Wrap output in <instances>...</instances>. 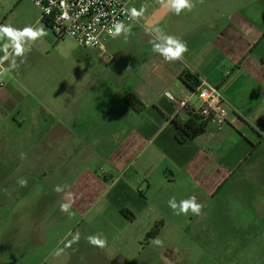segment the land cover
Instances as JSON below:
<instances>
[{
	"label": "crops",
	"instance_id": "crops-1",
	"mask_svg": "<svg viewBox=\"0 0 264 264\" xmlns=\"http://www.w3.org/2000/svg\"><path fill=\"white\" fill-rule=\"evenodd\" d=\"M132 2L137 7L147 0ZM167 2L151 6L142 25L130 24L127 39L122 33L109 40L105 57L61 39L57 44L71 49L61 58L64 64L44 61L43 81L35 61L32 69L26 64L29 50L3 67L13 49L0 43V77L11 79L0 85V208L8 207L18 235L28 234L30 241L39 230L36 209L72 220L66 237L75 235V248L53 264H126L127 250L142 245L154 223L143 219L151 218L150 204L179 197L219 200L222 214L237 219L241 245L264 241V0H192L191 11L177 15L170 8L156 18ZM39 24L37 16L32 26ZM162 33L186 42L181 60L170 62L153 51ZM183 71L217 86L229 116L223 125L201 118L204 132L179 143L173 120L197 116L177 107L191 94L180 80ZM36 89L45 102L39 108L38 99V111L30 112ZM128 92L140 98L142 110L124 100ZM189 104L199 102L193 97ZM16 111L23 116L13 118L17 134L26 131L27 121L38 130L29 129L18 147H6L1 133ZM189 223L196 234L229 232ZM91 236L106 243L94 245Z\"/></svg>",
	"mask_w": 264,
	"mask_h": 264
},
{
	"label": "rangeland",
	"instance_id": "rangeland-1",
	"mask_svg": "<svg viewBox=\"0 0 264 264\" xmlns=\"http://www.w3.org/2000/svg\"><path fill=\"white\" fill-rule=\"evenodd\" d=\"M7 2L12 3L13 0H0V22L3 21L4 25H12L20 29L25 26H32L36 17H41L40 10L31 0H22L18 5L14 3L15 5L13 4L6 10L3 9V6H6ZM148 3L149 0H147L146 4ZM32 27L42 29L45 35L31 43L30 50L28 51L29 63L26 64H28V68L32 69V63L34 64L35 61L34 70L37 73V77L43 81L46 72L43 66L44 61L51 62L52 65H55L54 67L64 64L61 58L69 48L71 49L68 43L62 46L57 44L58 41L61 43L64 40H74L69 37H66L63 41L58 39L44 23ZM2 40L0 39V43L2 42L4 46L9 43L8 38H3ZM17 57L24 59L23 55L18 56L12 50L3 60V67H11L12 63L18 60ZM101 65L103 64L101 63ZM119 65H125L124 61L120 62ZM0 80L2 82L11 81L5 73L1 74ZM33 97L35 102L38 99L42 102L39 105V108H42L45 102L44 93L36 89ZM37 103L40 102L37 101L34 107L31 105L30 112L32 110L35 112L38 111ZM23 108L25 114H27L29 107L26 109L25 107ZM15 113L16 116L12 115L10 119L8 118L9 120H6V125H4L3 132L1 133V135H4L3 143H5L6 147L13 145L18 147L19 143L22 144V141H25L23 137L28 134L29 129L38 130L37 127L31 125L30 121H27L29 123H26V131L23 129L25 132L22 131V133L17 134L16 130L18 127L12 121L14 117L21 119L23 116L19 115L17 111ZM5 156L8 157L7 155ZM195 199L197 203L202 205L199 215L193 214L191 210L187 214L177 215L178 209L173 210L169 206V200L167 199L165 201L151 203V208L148 211V216L151 215V218L144 217L143 219L149 222L151 221L152 223L156 221V223L162 222L164 224L162 226L163 232L161 231L157 237L162 241V245H156L154 243L149 245L152 241L147 242L144 239L142 240V245H131L132 248L127 250L131 253H128L126 264H264V241L258 243L257 246L253 245L251 241L241 245L237 241L238 234L235 233L237 219L235 217L228 218L222 214L220 211V201L201 199L200 196L195 197ZM175 201L179 204L182 199L180 197L175 198ZM32 204H34V207H37L40 201L37 199ZM6 205H9V203L6 202ZM7 209L8 207L0 208V264H40L48 260L47 264H53L55 263V257L62 255L67 248L69 252H72L75 248L74 245L77 242L73 239L75 235L72 236L70 234L69 237L71 238L66 237L69 225L72 222L71 219L68 223V218H56L52 215L46 217L48 213L43 212L41 209H36L35 214L39 216L37 218L39 230L36 231L37 234L34 240L32 239L33 241H30L28 234L23 236L18 235L15 227H13L12 219ZM152 216H155L156 219H153ZM190 220L194 221V228L198 230L218 226L219 228L229 229V232H218L217 234L205 232H199L198 234L192 233V230H189L191 225L189 223ZM212 222L216 224L212 225ZM154 223L152 227L156 224ZM176 227H179V230ZM136 234L137 232L131 236L135 237ZM41 235H43L42 241L40 240ZM118 245H120V248L122 247L121 243H118ZM120 253L122 254V251Z\"/></svg>",
	"mask_w": 264,
	"mask_h": 264
},
{
	"label": "built area",
	"instance_id": "built-area-1",
	"mask_svg": "<svg viewBox=\"0 0 264 264\" xmlns=\"http://www.w3.org/2000/svg\"><path fill=\"white\" fill-rule=\"evenodd\" d=\"M41 12V20L47 21L53 34L58 39L69 37L78 45L108 53L107 43L113 38L109 29L116 22L126 27L130 24L142 25L151 6L162 5L167 0H149V4L133 7L132 0H31ZM135 9L139 15L133 17ZM117 38V37H116ZM200 80L195 92L180 101L169 93L166 97L177 102L180 110H190L203 119L210 118L218 125H223L229 116V109L219 88ZM0 85L3 82L0 80ZM196 97L199 105L192 107L189 100Z\"/></svg>",
	"mask_w": 264,
	"mask_h": 264
},
{
	"label": "clouds",
	"instance_id": "clouds-1",
	"mask_svg": "<svg viewBox=\"0 0 264 264\" xmlns=\"http://www.w3.org/2000/svg\"><path fill=\"white\" fill-rule=\"evenodd\" d=\"M168 4L170 8L179 15L182 10L187 9L191 11L194 7L192 0H168ZM132 16H138L139 13L132 9ZM158 31V30H157ZM130 32V26L126 27L122 22H116L113 24L112 28L109 29V34L113 37H119L122 33L125 35V39H127V34ZM45 32L42 29H35L32 26H25L23 28H15L12 25H0V39L5 37L8 38L9 43L5 45V48L11 47L16 55H23L26 51L30 50L31 43L36 41L37 39L43 37ZM156 40H160V43H156L153 41V51L159 53L164 57L167 61H177L183 58V54L188 51V47L186 42L181 39L161 34L156 37ZM19 183L23 186L26 185V180L21 179ZM58 191L60 189H57ZM169 206L173 210H177V215L179 214H187L189 210L193 214L199 215L202 209V205L196 202L195 197H192L187 200H182L179 204L176 203L175 198L169 200ZM70 205L63 204L62 210L68 211ZM89 242L103 247L106 241L100 239L96 236H91L88 238ZM156 245H162V241L157 238L152 241Z\"/></svg>",
	"mask_w": 264,
	"mask_h": 264
},
{
	"label": "trees",
	"instance_id": "trees-1",
	"mask_svg": "<svg viewBox=\"0 0 264 264\" xmlns=\"http://www.w3.org/2000/svg\"><path fill=\"white\" fill-rule=\"evenodd\" d=\"M47 27H49L47 21L41 20ZM2 25V23H0ZM50 28V27H49ZM181 82L191 91L195 92L200 85L199 77L192 74L190 71H183L180 74ZM124 100L137 110H142L144 108L143 102L140 98L133 92H128ZM201 117H194L187 122H181L174 119L173 123L176 130V139L179 143H185L189 140H193L204 132L205 123L200 121ZM122 214L126 215L127 210H122ZM163 223H156L151 230L147 233L145 241L151 242L156 239L162 231Z\"/></svg>",
	"mask_w": 264,
	"mask_h": 264
},
{
	"label": "water",
	"instance_id": "water-1",
	"mask_svg": "<svg viewBox=\"0 0 264 264\" xmlns=\"http://www.w3.org/2000/svg\"><path fill=\"white\" fill-rule=\"evenodd\" d=\"M169 9H170V5H169L168 2H167V4H165L163 7H161V8L157 11V13H156V18H157V17H161V16H163L165 13H167V12L169 11Z\"/></svg>",
	"mask_w": 264,
	"mask_h": 264
}]
</instances>
